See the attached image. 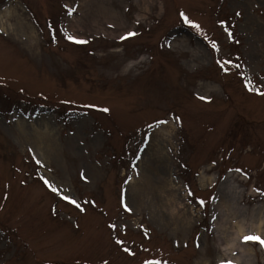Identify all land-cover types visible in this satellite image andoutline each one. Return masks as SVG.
Returning <instances> with one entry per match:
<instances>
[{
    "label": "rangeland",
    "instance_id": "obj_1",
    "mask_svg": "<svg viewBox=\"0 0 264 264\" xmlns=\"http://www.w3.org/2000/svg\"><path fill=\"white\" fill-rule=\"evenodd\" d=\"M85 5L0 0V264H264V0Z\"/></svg>",
    "mask_w": 264,
    "mask_h": 264
},
{
    "label": "bare ground",
    "instance_id": "obj_2",
    "mask_svg": "<svg viewBox=\"0 0 264 264\" xmlns=\"http://www.w3.org/2000/svg\"><path fill=\"white\" fill-rule=\"evenodd\" d=\"M75 1L77 2L79 10L84 9L86 7V5H85L86 0H75ZM88 15H89V12H87L86 14H83L84 17H87ZM6 16H7V11L3 12L0 15V29L1 30H8V28L5 27V25H4V19L6 18ZM105 16L106 15L103 12H100V11L97 12L95 14V19L90 23L91 30L101 28L104 31L118 32V31L124 30L126 28V26L124 24H120L117 21L116 22L107 21ZM75 23L77 25V27H75L76 25L74 26L75 27V33L77 36H79L81 34V32H83L84 30L78 26L79 23L77 21ZM91 30H89V32H91ZM250 229L252 231L251 233L253 234V237L250 236V232H247L248 230L246 229V224H244L242 222L239 223V233H242V235L244 237H247V238H249V237L250 238H258L259 240L262 241V244H264V217L263 216L258 217V219H256L251 224ZM238 236H239V234L237 232V236L232 240L231 245L234 248H239L241 253L235 259V263L232 262V264H236V262L238 263V260L241 259L242 256H246V261L242 262L241 264H252L251 259H252V257H254V254L251 252L250 247H248L246 244L240 243V241H238L240 239Z\"/></svg>",
    "mask_w": 264,
    "mask_h": 264
}]
</instances>
